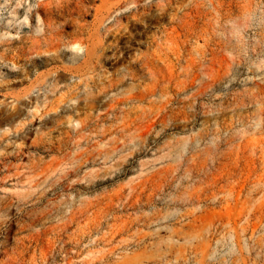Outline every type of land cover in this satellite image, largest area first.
<instances>
[{
	"label": "rangeland",
	"instance_id": "1",
	"mask_svg": "<svg viewBox=\"0 0 264 264\" xmlns=\"http://www.w3.org/2000/svg\"><path fill=\"white\" fill-rule=\"evenodd\" d=\"M39 1L0 0V264H264V0H81L87 41Z\"/></svg>",
	"mask_w": 264,
	"mask_h": 264
},
{
	"label": "bare ground",
	"instance_id": "2",
	"mask_svg": "<svg viewBox=\"0 0 264 264\" xmlns=\"http://www.w3.org/2000/svg\"><path fill=\"white\" fill-rule=\"evenodd\" d=\"M107 1L109 2L110 0H104L97 7L96 10L98 12L101 9H102V11L105 10L103 8H106L109 6V3ZM121 1H124L123 3L125 5H129L131 3H134V6H135L136 3L141 2L142 0H131V1L121 0ZM107 3H108V6H107ZM148 5L150 6L151 4L148 3ZM83 6H84V4H83ZM110 9H111V7H110ZM116 9H117V7H116ZM121 9H122V6H121ZM108 11H109V9H108ZM36 12L42 13L43 24H44V30H43V32L40 33V36L37 37V39H36L37 41H60L64 37L68 38L70 40H73V41H87L88 39L96 37V35L92 34V33H91V35H89V37H85V35H84V32H85L84 29H85L86 23L81 18V16L83 13H85V9L82 8L81 0H41L38 3V8H37ZM98 14H100V13H98ZM189 14H190L189 15L190 17L187 19V21L186 20L185 21H186V27L188 30L186 32H188L189 36H190V34L194 33V30L196 27L194 15H193V7L191 8V11ZM98 16L99 15H96L94 17L93 25L98 26L100 23L102 24L103 21H105V20H102L104 17L102 19H99ZM183 19L182 18L180 19L181 22L183 21ZM182 23L179 24V26H181ZM66 25H75L76 30L74 32L67 34L66 32H64V30L61 29L63 26H66ZM174 32H175V28H173L169 32H166V34H165L166 38L165 39H167V40L175 39L176 36L173 35ZM98 33H99V31H98ZM189 36H186V37H189ZM178 37H182V35L179 34Z\"/></svg>",
	"mask_w": 264,
	"mask_h": 264
}]
</instances>
